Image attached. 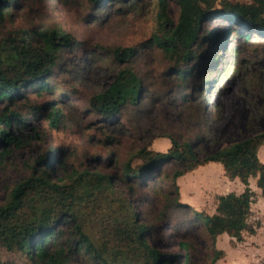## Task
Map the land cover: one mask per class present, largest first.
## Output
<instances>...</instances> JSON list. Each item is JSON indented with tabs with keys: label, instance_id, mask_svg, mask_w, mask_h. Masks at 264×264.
Segmentation results:
<instances>
[{
	"label": "rangeland",
	"instance_id": "rangeland-1",
	"mask_svg": "<svg viewBox=\"0 0 264 264\" xmlns=\"http://www.w3.org/2000/svg\"><path fill=\"white\" fill-rule=\"evenodd\" d=\"M167 1L166 14L175 23L178 5L176 0ZM19 3L15 10L8 5L10 15L0 21V41L19 39L26 31L30 41L39 42L35 31L57 30L70 35L75 44L59 54L54 75L47 82L51 94L38 96L35 88L28 87L14 102L0 101V117L8 116L9 122V126L0 123V130L13 141L0 142V206L8 201L15 185L33 174L44 172L60 185L69 184V179L81 173L108 175L113 177L117 193L149 227L148 244L172 258V264H238L240 250L235 242L226 236H209L182 209H166L168 198L173 199L174 194L163 174H172V163L149 168L135 182L119 181L118 176L127 163L131 168L141 164L133 158L141 149L167 152L169 138L180 143L200 137L197 151L203 156L263 133L264 37L253 33L246 39L235 33L221 35L201 80L190 82L192 87L200 85L206 91L183 103L177 95L183 87L167 72V62L159 51L146 46L158 29L157 0H110L97 7L88 0ZM229 27L234 26L220 18L205 24V29L219 33ZM115 48H133L136 53L122 62L116 59ZM206 48L211 50L209 45ZM125 67L142 81V95L137 105L104 120L92 111L90 100L107 90ZM189 91L185 88V95ZM201 100L206 102L203 112L196 107ZM50 102L60 109L57 123L52 124L45 112L32 116L33 106ZM4 150L10 152L5 154ZM159 178L163 181L158 182ZM176 185L181 203L193 201L192 209L208 215L215 211L217 196L234 192L220 166L199 167L177 179ZM111 194L99 199L101 209L116 208V194ZM69 258V264H91L82 254H69ZM7 261L29 264L0 247V262Z\"/></svg>",
	"mask_w": 264,
	"mask_h": 264
},
{
	"label": "trees",
	"instance_id": "trees-1",
	"mask_svg": "<svg viewBox=\"0 0 264 264\" xmlns=\"http://www.w3.org/2000/svg\"><path fill=\"white\" fill-rule=\"evenodd\" d=\"M19 1L0 0V21L10 15L9 7L15 10L21 6ZM88 1L97 7L110 0ZM176 3L179 12L174 23L166 14L168 1L157 0L155 20L158 29L146 46L161 53L168 64L167 72L183 87L177 95L183 103H190L196 94L199 96L206 91L200 85L192 87L190 82L195 78L201 80L204 67L218 49L216 40L221 35L235 33L246 39L253 33L264 37V0L241 4L227 0H176ZM4 4L7 6L1 9ZM216 18L226 20L234 27L223 33L205 29L206 22ZM35 32L39 42L30 41L26 31L19 39L0 41V101H16L21 97V91L28 87L35 88L38 96L51 94L52 88L47 82L54 75L59 54L63 49L71 48L75 41L57 30ZM206 45L210 46V51ZM135 53L133 48L114 49L116 59L122 62H127ZM185 88L190 90L188 95L184 93ZM142 90V81L130 67H125L107 90L92 97L90 107L108 120L119 115L125 107L137 105ZM196 107L203 112L206 102L201 100ZM31 111L33 117L45 112L52 124L57 123L61 115L58 106L51 102L33 106ZM0 123L9 126L8 116L3 114ZM5 139L8 144L13 142L6 131L0 130V142ZM169 141L171 147L165 153L147 149L137 151L133 158L141 164L131 168L127 163L118 180L135 182L145 176L144 172L149 168L172 163V174H163L168 189L174 194L173 199L168 198L166 209H182L209 236L224 234L240 243L242 232H253L247 228L254 197L248 185L249 178H257L256 186L264 199V164L258 158V151L264 145V132L203 156L197 151L200 137L193 142L178 143L174 138ZM9 152L4 150L5 154ZM209 163H219L229 181L238 178L244 185L241 194L231 192L217 196L212 215L181 203L176 185L177 179ZM69 180V184H56L41 172L13 187L8 201L0 206V247L5 252L23 258L29 264H69V254L85 255L91 264H172V258L148 244L149 227L142 223L140 214L133 211L131 203L114 189L113 177L81 173ZM162 181V178L158 179V182ZM111 193L116 194L113 195L116 208L101 209L99 199Z\"/></svg>",
	"mask_w": 264,
	"mask_h": 264
},
{
	"label": "crops",
	"instance_id": "crops-1",
	"mask_svg": "<svg viewBox=\"0 0 264 264\" xmlns=\"http://www.w3.org/2000/svg\"><path fill=\"white\" fill-rule=\"evenodd\" d=\"M264 145L260 147L258 151V158L260 162L264 164ZM259 152H262L261 154ZM209 166H222L219 163H209L203 167ZM230 185H233L235 194H241L244 191V185L240 182L238 178L233 181H229ZM257 178H249L248 185L250 190L253 192V202L250 205V215L247 220V228L252 233L248 231L242 232V241L238 244L234 239L229 238L226 235H218L224 238L225 236L235 242V246L240 250L237 253V258H239L238 264H264V199L261 196L260 189L256 186ZM231 193V192H230ZM188 206L194 207L193 201H183ZM231 241V242H232Z\"/></svg>",
	"mask_w": 264,
	"mask_h": 264
}]
</instances>
